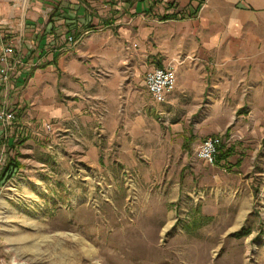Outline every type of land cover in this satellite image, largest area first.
<instances>
[{"label":"rangeland","instance_id":"1","mask_svg":"<svg viewBox=\"0 0 264 264\" xmlns=\"http://www.w3.org/2000/svg\"><path fill=\"white\" fill-rule=\"evenodd\" d=\"M153 68L107 75L93 130L84 114L17 137L3 126L15 140L0 137V177L19 167L0 179V264H264V114H235L238 98L155 103ZM217 135L231 152L209 166L195 150Z\"/></svg>","mask_w":264,"mask_h":264},{"label":"crops","instance_id":"2","mask_svg":"<svg viewBox=\"0 0 264 264\" xmlns=\"http://www.w3.org/2000/svg\"><path fill=\"white\" fill-rule=\"evenodd\" d=\"M7 46L18 63L0 79V111L13 112L15 137L83 114L93 130L108 113L107 75L135 59L176 70L168 104L238 98L235 114H264V0H0V54ZM184 64L195 77L178 76ZM9 131L0 125L11 143Z\"/></svg>","mask_w":264,"mask_h":264},{"label":"built area","instance_id":"3","mask_svg":"<svg viewBox=\"0 0 264 264\" xmlns=\"http://www.w3.org/2000/svg\"><path fill=\"white\" fill-rule=\"evenodd\" d=\"M70 44L74 43L73 38H69ZM18 60L11 46L4 47L0 54V79L5 81L8 74L14 72ZM177 82L176 70L173 67L155 68L146 74L144 83L148 94L155 103L164 104L168 97L175 91ZM14 119L13 112L0 111V125L10 124ZM223 147L222 136H210L205 138L195 150L196 157L209 166H219L218 155Z\"/></svg>","mask_w":264,"mask_h":264},{"label":"trees","instance_id":"4","mask_svg":"<svg viewBox=\"0 0 264 264\" xmlns=\"http://www.w3.org/2000/svg\"><path fill=\"white\" fill-rule=\"evenodd\" d=\"M231 150H225L224 146L222 147L221 152L218 155V162L220 163L221 161H225L229 158ZM19 164L13 160H9V162L6 164V166L3 168V171L1 173L0 179L3 180L5 179L8 175L12 177L13 173L18 169ZM236 236H239L236 235Z\"/></svg>","mask_w":264,"mask_h":264},{"label":"bare ground","instance_id":"5","mask_svg":"<svg viewBox=\"0 0 264 264\" xmlns=\"http://www.w3.org/2000/svg\"><path fill=\"white\" fill-rule=\"evenodd\" d=\"M204 263V262H203ZM201 261L199 262V261H196V263L195 264H203Z\"/></svg>","mask_w":264,"mask_h":264}]
</instances>
